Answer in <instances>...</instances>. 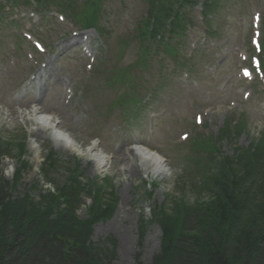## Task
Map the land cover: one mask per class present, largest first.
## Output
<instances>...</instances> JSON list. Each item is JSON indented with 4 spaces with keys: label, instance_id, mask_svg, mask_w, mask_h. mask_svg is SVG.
I'll return each mask as SVG.
<instances>
[{
    "label": "rangeland",
    "instance_id": "rangeland-1",
    "mask_svg": "<svg viewBox=\"0 0 264 264\" xmlns=\"http://www.w3.org/2000/svg\"><path fill=\"white\" fill-rule=\"evenodd\" d=\"M254 2L215 0L209 21L195 17L197 27L186 33V41L195 42L196 49L190 51L187 45L186 51L180 54L190 60L187 68L195 73L192 77L194 83L191 78L189 82L187 79L183 82V67L175 65L176 69L172 71L170 64L166 65L165 78H173L176 82L131 123L124 118L129 111L127 106L112 103L111 97L105 99L92 93L94 89L91 86L96 81L90 68L92 58L99 55L102 39L91 29L87 32L89 37L81 39L84 49L81 48L77 54L65 52L51 62V69L57 76L45 82L52 84V90L45 87L39 92L33 87L17 91V85L34 65L29 64L34 55L33 47L21 35L33 28L38 32L44 25L50 38L49 43H45L54 45L56 50L59 43L53 40L62 38L59 33L67 26L50 19L55 12L44 13L41 24L37 16L29 21L19 14L12 18L11 13L0 11V49L7 55L11 53V46L14 56L0 73V138L7 141L16 138L11 148L14 152L0 158V177L4 175L8 180L13 179L24 136L28 137L27 151L21 159H30L31 168L18 184L16 194L22 195L27 184L32 185L37 178L47 145L62 155L78 156L87 177L109 178L106 185L114 189L118 200L114 214L96 222L93 227L95 246L111 239L113 264H152L161 251L163 238L158 216L165 210L157 214L158 208L168 207L175 202L173 198L179 201L177 208L191 206L195 201L189 191L182 193L180 186L186 178L192 182L200 172L196 168L200 162L188 159L187 149L191 147L195 130L204 139L208 138L201 144L205 152L212 149L214 138L222 132L223 126L228 125L231 134L232 128L238 127V139L234 142L226 139L220 145L222 152L229 155L234 147L248 146L264 138V84L256 79L244 80L238 72L241 62L238 54L242 51V44L249 40L250 9L260 6ZM139 3L140 0H107L101 5L107 10L104 23L108 16L112 22L109 28L113 43L119 44L120 39L128 35L124 27L128 25L130 29L135 23L137 11L142 10ZM118 20L122 21L119 23ZM67 25L71 27L69 23ZM105 30L108 31L107 28ZM21 41L24 46L17 53L14 43ZM77 58L81 59L80 62L73 63ZM133 59L128 52L126 62ZM118 62L114 64H121ZM90 76L93 78L88 82ZM86 82L85 86L90 85L91 88L88 94L82 92L81 84ZM234 83L242 88H235ZM116 89H120L118 85ZM33 91L38 95L32 97ZM245 93L250 94L249 100ZM199 112L203 123L197 125L194 115ZM156 113L157 117L151 116ZM158 119L163 123L162 131L155 129ZM242 120H245L243 128L235 126ZM184 128L193 131H186L189 133L187 140L176 142L177 133ZM146 147L162 155L161 165L144 150ZM74 148H80L81 155L74 153ZM41 184L44 188L50 186L44 182ZM30 193L37 196L35 190ZM85 202L86 205L77 212L81 219L89 215L87 207L91 201L86 199ZM154 205L158 207L153 209Z\"/></svg>",
    "mask_w": 264,
    "mask_h": 264
},
{
    "label": "trees",
    "instance_id": "trees-1",
    "mask_svg": "<svg viewBox=\"0 0 264 264\" xmlns=\"http://www.w3.org/2000/svg\"><path fill=\"white\" fill-rule=\"evenodd\" d=\"M189 1L150 0L147 25L154 35ZM25 146L24 139L13 180L0 177V264H113L112 240L95 246L92 234L97 221L114 213V192L82 180L78 164L69 168L49 148L41 176L52 189L37 181L22 195L14 193L29 167L21 159ZM11 147L0 142L1 159ZM248 151L216 160V172L194 183L191 206L158 216L162 247L152 264H264V145ZM86 195L92 205L81 219L77 211Z\"/></svg>",
    "mask_w": 264,
    "mask_h": 264
},
{
    "label": "bare ground",
    "instance_id": "bare-ground-1",
    "mask_svg": "<svg viewBox=\"0 0 264 264\" xmlns=\"http://www.w3.org/2000/svg\"><path fill=\"white\" fill-rule=\"evenodd\" d=\"M55 134L58 135V132H55ZM71 147H73V146H71ZM73 152L81 153V150H80V148H79V149L74 148V149H73ZM131 154H133V156L135 157V154H134L133 152H132Z\"/></svg>",
    "mask_w": 264,
    "mask_h": 264
}]
</instances>
